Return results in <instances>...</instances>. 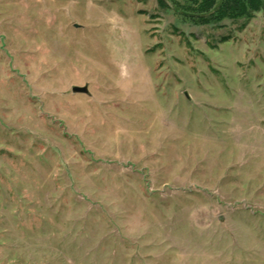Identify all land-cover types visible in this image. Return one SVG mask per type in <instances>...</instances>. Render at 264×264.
Wrapping results in <instances>:
<instances>
[{
  "label": "rangeland",
  "instance_id": "obj_1",
  "mask_svg": "<svg viewBox=\"0 0 264 264\" xmlns=\"http://www.w3.org/2000/svg\"><path fill=\"white\" fill-rule=\"evenodd\" d=\"M0 264H264V0H0Z\"/></svg>",
  "mask_w": 264,
  "mask_h": 264
},
{
  "label": "water",
  "instance_id": "obj_2",
  "mask_svg": "<svg viewBox=\"0 0 264 264\" xmlns=\"http://www.w3.org/2000/svg\"><path fill=\"white\" fill-rule=\"evenodd\" d=\"M71 91L74 94H86V95L88 94V89L86 86L85 87H72Z\"/></svg>",
  "mask_w": 264,
  "mask_h": 264
}]
</instances>
